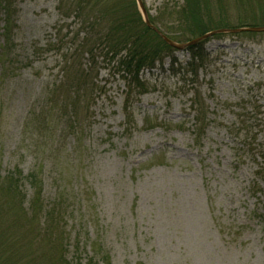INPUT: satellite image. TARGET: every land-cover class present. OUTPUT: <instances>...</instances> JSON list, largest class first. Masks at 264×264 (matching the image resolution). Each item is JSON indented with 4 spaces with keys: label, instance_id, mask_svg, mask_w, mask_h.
<instances>
[{
    "label": "rangeland",
    "instance_id": "obj_1",
    "mask_svg": "<svg viewBox=\"0 0 264 264\" xmlns=\"http://www.w3.org/2000/svg\"><path fill=\"white\" fill-rule=\"evenodd\" d=\"M10 1L0 9V264H264L263 33L208 40L192 71L188 43L177 44L176 64L143 73L141 97H124L96 54L98 91L74 111L73 97L48 92L65 81V58L92 66L76 53L80 19L58 0ZM181 3L136 7L173 36Z\"/></svg>",
    "mask_w": 264,
    "mask_h": 264
},
{
    "label": "trees",
    "instance_id": "obj_2",
    "mask_svg": "<svg viewBox=\"0 0 264 264\" xmlns=\"http://www.w3.org/2000/svg\"><path fill=\"white\" fill-rule=\"evenodd\" d=\"M227 1L182 0V3L177 5L178 10L174 11L173 23L180 35L175 33L171 36L162 31L166 34L165 38L174 44L188 43L183 51L189 58L185 67L191 71L196 67V63L204 61L206 42L227 35L220 31H236L228 35L256 38L258 33L243 30L264 28V0H236V7L227 5ZM11 4L10 0H0V9L8 10ZM57 10L80 19L84 37L81 38L76 53L86 55L92 60V66L89 65L88 68L74 58H65L63 67L60 68L65 81L48 92V97H71L69 100L73 97L71 107L74 111L86 107L88 98L98 91L96 77L93 76V72L96 74L97 71L93 62L96 54L104 57L102 68L107 72V76L123 82L126 88L124 97H141L146 94L149 83L142 78L143 73L152 72L164 59H171V66L177 63L174 54L179 50L168 45L146 26L135 0H58ZM235 12L236 16L232 18V13ZM10 16L8 11L6 22L10 20ZM147 20L150 26L157 29L155 19L148 17ZM6 30L4 29V33ZM262 33L264 35V32ZM193 41L196 42L192 43ZM127 101L124 99V105ZM72 103L75 104L72 106ZM59 106L63 107L64 103L60 102ZM122 110L123 114H127V107L123 106ZM261 147L262 159L257 156L255 158L264 163V142ZM12 177L10 178L13 180L9 181L16 184L15 175ZM262 178L264 185V169ZM28 179L30 184L37 182L32 176ZM37 204L40 205L38 200L32 199L31 208H37ZM5 251L10 256V251ZM89 264L93 263L90 261Z\"/></svg>",
    "mask_w": 264,
    "mask_h": 264
},
{
    "label": "water",
    "instance_id": "obj_3",
    "mask_svg": "<svg viewBox=\"0 0 264 264\" xmlns=\"http://www.w3.org/2000/svg\"><path fill=\"white\" fill-rule=\"evenodd\" d=\"M137 1V4H139V0H136ZM141 7V6H140ZM143 20L144 22L146 23V25L151 28L153 31H155L168 45L172 46L173 48H176V49H179L181 48L180 46L178 45H175V44H172L170 41H168L166 38H164V36H162L156 29L152 28L149 23L147 22V18L146 17H143ZM243 31H248V32H256V33H262L264 32V28H254V29H248V30H243ZM231 32H236V31H220V33H231ZM209 36V35H207ZM205 36V37H207ZM204 37V38H205ZM197 41V40H196ZM196 41H193L192 43L196 42Z\"/></svg>",
    "mask_w": 264,
    "mask_h": 264
}]
</instances>
